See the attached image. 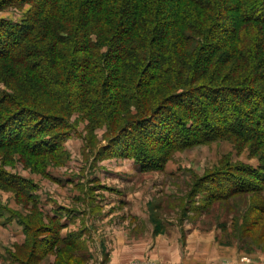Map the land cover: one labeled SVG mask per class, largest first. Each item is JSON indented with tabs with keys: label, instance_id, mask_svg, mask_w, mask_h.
<instances>
[{
	"label": "trees",
	"instance_id": "obj_1",
	"mask_svg": "<svg viewBox=\"0 0 264 264\" xmlns=\"http://www.w3.org/2000/svg\"><path fill=\"white\" fill-rule=\"evenodd\" d=\"M27 3L20 23L0 19V84L10 92L0 87V149L57 151L74 110L105 128L103 149L142 172L162 168L157 152L218 133L211 116L226 108L231 122L248 114L256 127L230 122L224 133L264 141V0H3L0 10ZM245 174H223L226 189L220 176L205 181L204 202L263 188L262 169ZM8 176L37 209L33 183ZM57 219L56 239L71 245Z\"/></svg>",
	"mask_w": 264,
	"mask_h": 264
},
{
	"label": "rangeland",
	"instance_id": "obj_2",
	"mask_svg": "<svg viewBox=\"0 0 264 264\" xmlns=\"http://www.w3.org/2000/svg\"><path fill=\"white\" fill-rule=\"evenodd\" d=\"M0 11L1 20L16 24L33 5ZM222 112L211 116L218 133L157 152L164 161L155 170L142 172L133 160L111 156L103 149L111 139L105 128L80 110L68 118L69 134L57 151L34 157L19 147L0 149V171L7 174L0 177V264H264V185L204 202L205 181L220 176L226 189L230 175L223 174L264 171L262 138L224 133L231 110ZM249 119L235 115L233 122L256 127ZM8 175L33 183L37 209L5 181ZM51 216L64 225L59 236H70L74 246L56 239ZM21 219L32 229L23 236Z\"/></svg>",
	"mask_w": 264,
	"mask_h": 264
},
{
	"label": "crops",
	"instance_id": "obj_3",
	"mask_svg": "<svg viewBox=\"0 0 264 264\" xmlns=\"http://www.w3.org/2000/svg\"><path fill=\"white\" fill-rule=\"evenodd\" d=\"M0 206H2V204L0 203ZM69 223V222H68ZM13 227V226H12ZM20 227V226H19ZM13 228H15V227H13ZM19 232V231H18ZM18 235H20V236H23V234L21 233V231H20V233H18Z\"/></svg>",
	"mask_w": 264,
	"mask_h": 264
}]
</instances>
